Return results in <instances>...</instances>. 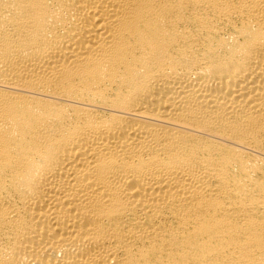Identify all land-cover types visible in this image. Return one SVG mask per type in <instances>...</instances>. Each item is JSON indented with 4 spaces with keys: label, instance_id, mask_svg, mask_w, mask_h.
Wrapping results in <instances>:
<instances>
[{
    "label": "bare ground",
    "instance_id": "bare-ground-1",
    "mask_svg": "<svg viewBox=\"0 0 264 264\" xmlns=\"http://www.w3.org/2000/svg\"><path fill=\"white\" fill-rule=\"evenodd\" d=\"M0 264H264V0H0Z\"/></svg>",
    "mask_w": 264,
    "mask_h": 264
}]
</instances>
